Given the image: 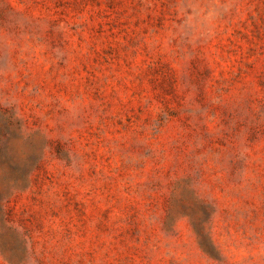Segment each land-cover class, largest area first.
<instances>
[{"label":"rangeland","instance_id":"1","mask_svg":"<svg viewBox=\"0 0 264 264\" xmlns=\"http://www.w3.org/2000/svg\"><path fill=\"white\" fill-rule=\"evenodd\" d=\"M0 264H264V0H0Z\"/></svg>","mask_w":264,"mask_h":264}]
</instances>
